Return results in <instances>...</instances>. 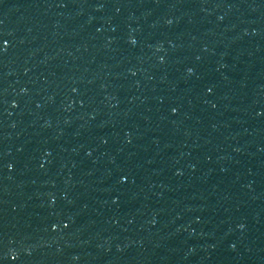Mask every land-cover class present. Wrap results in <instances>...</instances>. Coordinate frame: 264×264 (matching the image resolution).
<instances>
[{"label": "water", "instance_id": "water-1", "mask_svg": "<svg viewBox=\"0 0 264 264\" xmlns=\"http://www.w3.org/2000/svg\"><path fill=\"white\" fill-rule=\"evenodd\" d=\"M0 264H264V0H0Z\"/></svg>", "mask_w": 264, "mask_h": 264}]
</instances>
